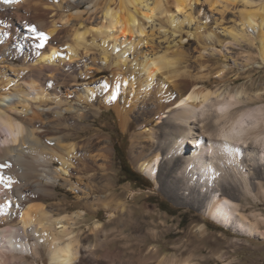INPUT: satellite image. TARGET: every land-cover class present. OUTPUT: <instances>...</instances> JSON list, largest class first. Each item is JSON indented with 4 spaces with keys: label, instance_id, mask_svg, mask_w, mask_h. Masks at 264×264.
<instances>
[{
    "label": "bare ground",
    "instance_id": "1",
    "mask_svg": "<svg viewBox=\"0 0 264 264\" xmlns=\"http://www.w3.org/2000/svg\"><path fill=\"white\" fill-rule=\"evenodd\" d=\"M217 1L207 3L212 6ZM225 1L243 4L241 25L250 31L257 29L258 56L264 62V0L258 8H247L253 0ZM156 2L20 0L5 4L0 0V16L8 15V24L0 31V164L8 167L0 168V175L16 182L14 191L0 185V205L9 198L14 205L0 209V264H31L28 256L38 258L40 246L50 264H91L95 257L94 249L69 227L81 212L67 215L45 205L47 198L56 195L60 177L71 189L91 195L101 207L113 204L112 184L101 180L110 167L112 145L99 134L78 139L90 114L83 103L90 104L94 96L115 109L121 128L126 129L132 116L144 127L139 133L142 139L130 150L131 159L143 173L155 182L164 173V186L179 203L221 222L230 221L229 226L239 234L264 238L258 225L264 217L255 211L250 217L242 211L245 205H240L241 198L249 196L255 201L257 194L264 196V139H260L264 137V105L252 106L238 92L199 84L202 72L180 67L179 52L159 51L157 46L148 53L141 51L139 45L146 41L139 33L146 34V26L175 23L173 32L179 33L183 22L177 20L175 7H185L190 14L191 6L185 0H164L163 11L168 15L153 16ZM11 19L16 25L10 24ZM30 24L50 37L45 48L36 47V36L29 38L34 47L27 46L25 38L33 34ZM113 25L115 29L108 32ZM94 28L101 31L93 32ZM78 33L84 34L83 39ZM209 34L207 38L213 33ZM12 36L24 37L22 46H15ZM231 36L246 38L243 28ZM116 47L121 52L114 51ZM79 48L80 58L75 59ZM58 50L69 58L54 59L52 54ZM197 56H203L200 50ZM109 63L111 75L97 76ZM199 65L206 67L204 61ZM94 75L99 77L96 82L90 79ZM79 80L87 81L83 89L70 90L67 85ZM46 81H52L54 87L49 89ZM102 81L109 82L108 91L97 85ZM122 81L128 83L121 86L115 101L109 100L115 84ZM189 95L193 100L186 99ZM220 108L225 111L220 113ZM155 117L160 122L156 127L152 125ZM233 125L242 126L243 144L218 134L219 130L228 133ZM16 131L22 134L17 136ZM160 262L176 264L166 257Z\"/></svg>",
    "mask_w": 264,
    "mask_h": 264
},
{
    "label": "rangeland",
    "instance_id": "2",
    "mask_svg": "<svg viewBox=\"0 0 264 264\" xmlns=\"http://www.w3.org/2000/svg\"><path fill=\"white\" fill-rule=\"evenodd\" d=\"M260 1L253 0V4L247 8H258ZM214 4L216 7L198 0L188 9V13L193 15L187 12L177 13V20L183 22L179 28L181 35L174 33L173 27L167 23L157 22L156 26H146L151 29L146 28V34L142 36L146 44L142 42L139 49L147 53L156 48L160 49L159 51L179 52L180 67H185L192 73L202 72L199 84H207L210 88H220L225 92H238L241 98L252 106L264 105V62L258 56L257 29L250 31L241 25L239 11L244 8L241 2L219 0ZM188 15L191 16L190 22ZM7 17V14L0 16V26H3L0 31L6 28ZM11 22V25H16ZM240 28L244 29L246 38L237 37L239 39L235 40L231 35L240 33ZM208 32L213 33L212 37H208H211L210 39L206 37ZM12 37L15 46H22L20 40L24 37ZM33 37L34 33L25 38L30 49L34 45L29 38ZM80 50L79 48L75 59L80 58ZM199 50L204 58L197 56ZM203 61L206 67L201 68L199 63ZM104 68L105 72H99L97 76L111 75V64ZM217 72L223 74L217 76ZM97 76H91L90 79L96 82L99 79ZM84 83L87 81L79 80L67 86H70V90L83 89ZM83 105H87L90 114L84 121L86 128L79 132L78 139L99 134L101 138H107L113 148L107 175L102 176L104 179L101 178L103 182L107 180L112 184L113 204L110 207H101L100 203L98 205L92 200L91 195L85 196L71 189L64 183L63 177H60L56 195L47 198L45 205L56 207L55 209H60V213L67 215L81 212L69 227L79 233L85 244L94 249L95 257L91 264H166L160 262L163 257L169 260L173 258L176 264L184 261L191 264H264L262 236L239 234L229 226L230 221L228 224L221 222L191 205L179 203V198L176 200L174 193L164 186V173H160L158 181L155 182L152 176L146 175L138 168L130 157V150L142 139L139 133L144 127L138 124L136 117L132 116L126 129H123L115 109L112 106L106 107L103 98L94 96L90 104L84 102ZM158 119L153 118V126L159 125ZM124 162L139 174V181L127 180L121 169ZM54 165L59 166L58 162ZM96 174L99 175V172ZM74 179L77 181V178ZM87 180L89 179L81 182V186H84ZM257 195L259 196L255 201L249 196L241 198L240 205H245L242 211L246 215L250 216V212L255 211L264 217V196ZM263 221L259 218L258 225L262 232ZM96 225L100 227L97 228ZM198 228L204 230L200 231ZM39 249L38 258L27 255L30 263L50 264L47 252L43 251L42 246Z\"/></svg>",
    "mask_w": 264,
    "mask_h": 264
},
{
    "label": "snow or ice",
    "instance_id": "3",
    "mask_svg": "<svg viewBox=\"0 0 264 264\" xmlns=\"http://www.w3.org/2000/svg\"><path fill=\"white\" fill-rule=\"evenodd\" d=\"M19 2H20V0H3V3H5V4L19 3ZM50 2H52V3H58V0H50ZM205 2L207 3L208 0H205ZM185 5H186L187 7H190V6H191L190 0H185ZM212 6H213V7H216L215 4H213ZM163 9H164V0H157L155 6L152 7V10H151L152 15H153V16H156L157 13H159L161 16L168 15V13L164 12ZM175 12H176V13H184V12H185V7H182V6H178V5H177V6L175 7ZM149 23H151V20H149ZM115 27H116V26L113 25V28H109V29H107V31H108V32H112V31L115 29ZM172 27L175 28V27H176V24L173 23ZM29 29H30V31H31L32 33L35 34L37 40L39 41V42L36 44V47H37L38 49H40V48H45V45H46L47 43H49V41H50V37L48 36V34H46V33H45L44 31H42V30H38L37 27H36L35 25H33V24H30V25H29ZM92 31H93V32H99V31H101V29H100V28H94V29H92ZM161 31L163 32L164 29H161ZM5 34H7V33H5ZM83 35H84L83 33H78V34H77V37L80 38V39H83ZM125 35H127V33H125ZM139 35H140V36H143V35H144V32L141 31V32L139 33ZM114 51H116V52L119 53V52H121V48L116 47V48L114 49ZM124 55H127V53H124ZM52 57H53L54 59H56V58H69V54H67V53L64 52L63 50H58V51H56V52H54V53L52 54ZM222 74H223L222 72H217V73H216L217 76H221ZM127 83H128V81H122V82H120V83L115 84V87H114V89L112 90V92H111V94H110V96H109V100H111V101H115V100L118 98V96H119L121 86H122L123 84H127ZM46 86H47L49 89H51V88L54 87V83H53L52 81H46ZM9 87H11V85H10ZM99 87H100L103 91H108L110 85H109V82H108V81H102V82L99 84ZM186 99H187L188 101H191V100H193V97H192L191 95H189V96L186 97ZM202 108H203V105H201V109H202ZM218 111H219L220 113H223V112L225 111V109H224V108H220ZM220 123H221L220 120H217V121H216V124H217V125H219ZM14 127H15L16 129H19V128H20L19 125H14ZM241 128H242V126H241ZM241 128H237L235 125H233V126L231 127V129H229V132H228V133L224 132L223 130H219L218 134H219L221 137H223V139H225V140L233 139V140H236L238 143L243 144V143H244V139H243L242 137L244 136V132L241 130ZM21 134H22V133H21L20 131H16V132H15V135H17V136H19V135H21ZM260 139H264V137H261ZM11 142H14V141H6V143H11ZM257 142H259V140H258ZM49 143H54V141H49ZM225 147H227V145H225ZM235 151L238 152L239 149L237 148ZM4 167H8V165H6V164H0V168H4ZM15 183H16V182L13 181V180L11 179V177L6 176V175H0V185H2V188H3L4 190H7V191H14V184H15ZM5 206H7V207H12V206H14V205H13V202H12V200H11L10 198L6 200L5 204L0 205V209H3ZM96 227L99 228L100 225H96ZM40 243H42V242H40Z\"/></svg>",
    "mask_w": 264,
    "mask_h": 264
},
{
    "label": "trees",
    "instance_id": "4",
    "mask_svg": "<svg viewBox=\"0 0 264 264\" xmlns=\"http://www.w3.org/2000/svg\"><path fill=\"white\" fill-rule=\"evenodd\" d=\"M121 169L125 173L127 180L137 182L139 181V174H137L136 171H134L132 168L128 167L126 163H122ZM148 186V184H146ZM145 184H142V186H146Z\"/></svg>",
    "mask_w": 264,
    "mask_h": 264
}]
</instances>
